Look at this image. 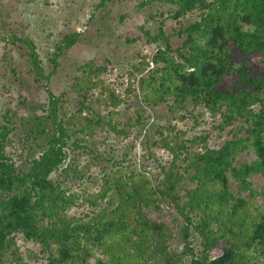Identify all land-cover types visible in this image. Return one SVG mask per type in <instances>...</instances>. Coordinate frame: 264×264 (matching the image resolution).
I'll return each mask as SVG.
<instances>
[{"label": "trees", "instance_id": "1", "mask_svg": "<svg viewBox=\"0 0 264 264\" xmlns=\"http://www.w3.org/2000/svg\"><path fill=\"white\" fill-rule=\"evenodd\" d=\"M162 1L179 26L141 27L157 47L127 63V83H106V66L88 60L71 97L49 82L80 32L55 43L49 71L32 38L0 35L23 44L25 72L46 94L0 121V264L264 262V185L248 213V178L264 179V68L252 63H264V0ZM205 114L220 142L193 131ZM139 138L154 171L127 159ZM74 205L88 211L69 213ZM19 241L31 245L25 255Z\"/></svg>", "mask_w": 264, "mask_h": 264}, {"label": "rangeland", "instance_id": "2", "mask_svg": "<svg viewBox=\"0 0 264 264\" xmlns=\"http://www.w3.org/2000/svg\"><path fill=\"white\" fill-rule=\"evenodd\" d=\"M142 1L147 0H0V35L7 37L10 33H16L32 38L45 69L49 71L52 68L49 57L54 51L55 43L64 33L73 30L80 32L79 41L57 58L56 70L49 82L55 94L67 93V96L71 97L73 94L69 84L80 64L94 60L97 64L106 66V71L101 75L106 83L112 86L113 83H127V63H137L141 55L150 56L157 47L155 43L146 41L141 27L144 26L150 33H155L160 21H163L166 31L179 26L177 20L166 16L171 4L162 0L140 4ZM160 12H164V15ZM187 18H194V15L188 14ZM180 21L183 19L180 18ZM236 58L240 57L236 55ZM252 63L264 68V63H258L257 58ZM26 68V51L23 44H13L0 36V121L6 111L10 115L16 113V117L22 114V101H43L46 98L45 92L34 86L32 77L27 76ZM123 88L119 87L121 90ZM193 131H211L210 144H214V141L220 142L218 134L211 128V119L207 114L199 119ZM140 139L133 142V147H128L130 154L127 159L131 157L135 167L140 164L147 170L154 171L153 161L148 159ZM110 141L113 142V139ZM18 149L19 144L14 138L9 150L16 152ZM152 150L154 156L161 161L166 162L169 159L165 150ZM245 156L243 153L240 158ZM246 157L250 159L251 154ZM82 163L83 161L80 166ZM95 170L92 166L91 169H85V172L89 175ZM248 180L255 194L249 200V191L246 190L241 193V197L249 200L248 213L253 215L256 208L262 205L261 196L256 191L264 185V179L259 174H252ZM88 186L92 188L94 184L88 183ZM232 190L236 191L235 186H232ZM87 211L85 205H74L69 213L82 215ZM171 217L172 215H169L167 220ZM246 219L248 220V217ZM176 241L173 240L171 245L178 246ZM19 244L25 255L27 247L30 248L31 245L22 241H19Z\"/></svg>", "mask_w": 264, "mask_h": 264}]
</instances>
